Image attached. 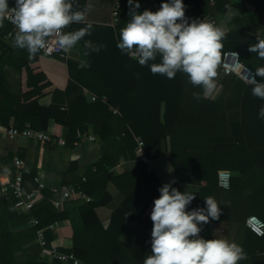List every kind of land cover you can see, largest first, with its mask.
Listing matches in <instances>:
<instances>
[{"label": "crops", "instance_id": "crops-1", "mask_svg": "<svg viewBox=\"0 0 264 264\" xmlns=\"http://www.w3.org/2000/svg\"><path fill=\"white\" fill-rule=\"evenodd\" d=\"M115 1L72 0V4L73 10L87 9L86 20L83 23L112 27L110 23ZM215 1L216 5L212 7L209 0H184L186 17L189 18V22L192 19L208 21L209 18H213L225 33L222 42L226 50L221 62L225 53L238 52L242 65L255 72L256 68L264 66V60L248 51L249 45L256 43L258 34L262 38L264 32L261 17L258 19V24L251 23L248 19L255 17L256 6L244 0ZM162 2L163 0L160 1V6ZM13 3L15 0H12ZM88 5H91L90 9ZM5 44L12 46L13 41L10 40ZM81 61L87 62V56L84 51L75 47L66 60L42 54L37 59L39 69L54 87L62 91L67 88L73 89L64 104L68 109L75 105L79 98L85 99L94 108L95 104L90 102L91 96L95 95L99 98L98 93L83 87L70 75L68 63L79 65ZM217 71L218 95L213 100L201 98L199 101L194 99L193 93L201 92L202 89L194 87L186 74L178 72L181 88L178 103L179 117L172 126L167 127L166 135L160 141L159 155L156 157L147 155L150 159L149 164L142 162L141 155L137 154L134 158H121L118 163L109 167L108 171L112 178H117L146 169L147 172H153L158 177L159 195V188L163 184L175 180L172 186L181 192L187 190L195 195L204 192L207 197L215 198L221 205V216L219 220H210L214 225L211 233L205 225H202L203 238L235 241L246 252L247 258L244 260H247L248 264H264V238L251 234L246 226L249 216L255 215L264 220V120L258 118V111L260 106L264 105V100L253 96L251 92L253 85L246 84L237 74H224L220 65ZM256 79L258 82H264V77L257 76ZM97 87L103 92V81H99ZM20 92L21 76L13 68L6 66L3 72L0 71V102L4 97L18 99ZM103 97L107 98L105 94ZM39 105L44 110H51L53 93L42 97ZM91 114L88 121L89 129L85 130L98 133L101 119L97 120L94 112ZM13 122L14 117H11L9 124ZM83 125L86 127V124ZM233 125L239 126L238 134L234 132ZM64 129L65 127L56 123L55 118H49L47 131L52 130L60 136L64 134ZM134 137L137 141L144 142L140 137ZM101 145L100 139H97L95 142L72 148L47 145L25 138L12 140L0 134V180L13 178L16 171L14 160L22 157L26 169L29 171L35 169V179L38 177L44 183L43 197L39 202L47 198L45 191H51L53 203L54 197L63 188L73 186V182L79 176L80 171L69 170L72 162L77 161L81 171L86 166L94 164L102 156ZM223 175L229 177L228 187L219 183V177ZM27 180L28 184L36 186L35 181L33 183ZM131 183L130 187L128 183L124 184V187L128 185L125 189L138 184L137 180H132ZM86 195L94 199L93 202L89 201V207L93 209L94 214L88 215V221L94 231L103 233L114 225L119 231V241L133 247L140 263L143 264L145 257L151 254L153 227L143 231L135 217L121 211L125 199L121 184L110 179L103 194L100 195L102 202L96 201L91 195ZM72 201H84V199L74 198L69 202ZM198 201L199 199L194 198L187 210L197 208ZM153 206L154 204L149 209L150 213ZM64 207L65 205L62 210ZM71 215L77 225H83V216L80 212H72ZM19 230L27 229L21 227L17 232ZM52 232L56 245L63 250H70L74 236L71 220L56 221ZM26 239L25 236L21 238V244L25 248H30L32 251L39 249L40 246L36 245L37 239L34 241Z\"/></svg>", "mask_w": 264, "mask_h": 264}, {"label": "trees", "instance_id": "trees-1", "mask_svg": "<svg viewBox=\"0 0 264 264\" xmlns=\"http://www.w3.org/2000/svg\"><path fill=\"white\" fill-rule=\"evenodd\" d=\"M244 1L257 8L255 17L248 18L250 22L258 24V19L261 17V26L264 28V0ZM9 3L11 6L12 0H9ZM139 3L138 11L142 12L146 8L143 0H139ZM209 4L213 7L216 1L209 0ZM129 19L128 0H122L120 22L116 28L91 24V35L85 36L75 46L79 50L88 52L89 50L84 48L85 40H91L95 45H103L99 52H90L86 55L90 67L80 68L79 65L68 63L71 77L83 87L99 94L96 101H90L91 104H95L94 108L83 98H79L70 109L64 105L73 89L67 88L62 91L47 80L37 65L41 51L30 59L26 49L1 44L0 71L3 72L6 66L17 71L21 76V92L18 99L4 97L1 100L0 122L9 125L10 118L14 117L13 123L19 128L31 127L46 130L49 118H55L57 124L65 127L66 146L75 148L77 130L89 129V116H92L91 113L94 112V117L96 116L97 120L101 119L100 130L94 133L102 143V156L82 171L77 161L72 162L69 170L80 171L73 186L95 197L96 201L102 202L100 195L103 194L110 179L121 184L125 196L121 211L135 217L141 229L146 231L153 227L149 209L154 204V199L159 197L158 177L153 172L141 169L122 177L112 178L108 168L118 163L121 158L129 159L140 155L136 150L138 143L134 136L144 140V148L149 157L159 155L160 141L166 135L167 127L172 126L179 117L178 103L181 88L178 73L173 79L160 74L154 75L148 66H141L137 60L122 53L116 47L120 30L125 27ZM86 24L89 23L70 24L67 32L83 28ZM214 25L218 27L217 22ZM10 29L11 25L4 23L2 31L7 32ZM14 37L15 35L12 41ZM262 38H264V32ZM225 50L223 44L221 58ZM159 62L160 58L157 57L155 63ZM99 81H103V92L97 87ZM49 93H53V108L44 110L39 105V100ZM104 94L107 96V103L102 101ZM109 105L117 108L120 114L109 109ZM83 124H86V127ZM233 130L238 134L239 126L233 125ZM54 135L59 136V133L54 132ZM35 176V169L31 171L25 169L27 189L30 188L27 179L34 183ZM132 180H137L138 184L125 189L128 185L124 187V184L128 183L130 187ZM44 193L47 198L37 203L29 214H24L14 208V198L4 194L0 188V264H72L60 260L43 259L40 256V247L37 251H32L21 244L23 236L27 238L26 240L34 241L37 239L38 232L44 233L49 246H57L62 251L74 253L83 264H141L135 249L119 241V231L114 225L105 232H100L101 234L94 231L88 221V215L94 214L93 209L89 207V202L68 201L63 210H57L51 202L53 193L51 191ZM205 197L207 194L204 192L195 196V199H199L197 207H205ZM93 201L94 199L91 202ZM72 212L82 214L83 225L76 224L72 218ZM31 217L39 219L36 227L28 226ZM63 219H70L74 227L72 247L68 251L56 245L52 232L54 223ZM213 226L210 222L205 224L209 233L212 232ZM21 227H26L27 230L17 232V229ZM251 234L255 235L253 232ZM258 237L264 238V235ZM239 264H248V262L241 260Z\"/></svg>", "mask_w": 264, "mask_h": 264}, {"label": "clouds", "instance_id": "clouds-1", "mask_svg": "<svg viewBox=\"0 0 264 264\" xmlns=\"http://www.w3.org/2000/svg\"><path fill=\"white\" fill-rule=\"evenodd\" d=\"M128 4L130 19L120 30L116 47L141 66H148L154 75L173 79L178 72L186 74L194 87L202 89L193 93L197 101L215 99L219 93L216 78L224 31L203 19L189 22L184 0H163L157 11H138L139 0H128ZM86 11L73 10L72 0H15L14 7H10L9 0H0V27L5 20L15 26L12 46L26 49L30 59L45 49L51 36L58 37L59 47L68 54L85 36L91 35L90 23L72 32L63 31L70 24L85 22ZM102 47L91 40L84 41V48L89 50L85 55L99 52ZM248 51L264 60V38L258 34ZM157 57L159 63H155ZM79 67L90 65L81 61ZM257 76L264 77V66L249 73L244 82L253 85V96L264 100V82H258ZM258 118L264 120V105L259 108ZM174 183L172 180L163 184L159 197L154 199L150 213L151 254L143 264H239L246 259V252L235 241L199 235L202 225L220 219L222 209L215 198L205 197V207L188 211L196 195L187 190L181 192L172 186Z\"/></svg>", "mask_w": 264, "mask_h": 264}, {"label": "built area", "instance_id": "built-area-1", "mask_svg": "<svg viewBox=\"0 0 264 264\" xmlns=\"http://www.w3.org/2000/svg\"><path fill=\"white\" fill-rule=\"evenodd\" d=\"M144 6L146 9H150L152 11H157L160 8V0H143ZM15 3H13L10 7H14ZM122 9V0H116L112 9V21L110 25L113 28H116L120 22V15ZM207 22L215 24V20L213 18H209ZM4 23H9L11 25V29L7 32L2 31V27H0V45L3 43H7L12 39L15 35L16 29L15 26L12 25L7 20ZM68 26L63 30L67 33ZM58 37L51 36L47 38V44L45 49L41 50L42 55L48 57H59L61 59H68L70 53L66 54L57 43ZM71 52V51H70ZM220 67L224 74H237L241 78H245L249 73H253V71L246 69L239 60L238 52H227L224 55L223 61L220 63ZM98 99L97 96L92 95L91 100L96 101ZM102 101L107 103V98L102 97ZM64 109V108H63ZM109 109H111L114 113L119 114V110L112 105H109ZM0 134L4 138L8 139H19L25 138L28 140H32L35 142L41 143H51L53 145L66 146L67 139L66 134L60 136H55L52 130H38L31 127L19 128L14 123H10L9 125H4L0 122ZM98 139L97 135L89 130H81L78 129L76 132V140L74 141L75 147H81L86 143L95 142ZM137 151L141 155V160L145 164L150 163V159L148 158L145 148L144 142L142 140L137 141ZM14 166L16 167L15 174L12 179L2 181L0 180V188L2 192L8 196H12L14 198V208L19 212L24 214H29L36 204L41 201L43 194L42 189L44 187V183L37 177L35 179L36 186L29 185L30 188L27 189L25 187V169L26 163L22 157H18L14 160ZM85 180V178H83ZM229 177L228 176H220L219 183L223 185L229 186ZM74 198H82L85 201H92L90 196L84 194L81 190H78L75 186L65 187L61 190L59 194L53 199V205L57 210H62L65 203L74 199ZM39 224V219L36 217H31L28 221L29 227H36ZM247 228L253 232L257 236L264 235V220L258 216L252 215L249 216L246 220ZM201 237H203V231L199 233ZM37 243L40 245L41 251L40 256L43 259H48L50 261L60 260L65 263L72 264H83L81 260H79L74 253L72 252H64L60 250L56 246H49L45 235L43 232H38L37 235Z\"/></svg>", "mask_w": 264, "mask_h": 264}]
</instances>
